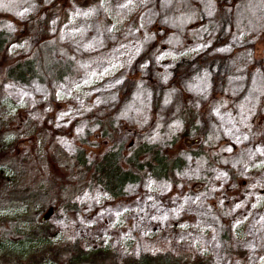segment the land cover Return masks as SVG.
<instances>
[{"label":"trees","instance_id":"1","mask_svg":"<svg viewBox=\"0 0 264 264\" xmlns=\"http://www.w3.org/2000/svg\"><path fill=\"white\" fill-rule=\"evenodd\" d=\"M140 1L123 6L121 0H110L99 19L98 25L105 31L108 27L107 35H119L118 24L126 29L124 35L111 36L113 40L102 37L103 56L121 54L129 36L137 35L127 47L134 58L122 78L121 93L115 100L108 85L101 92L107 104L89 103L59 128L56 119L63 103L55 85L78 74L79 57L61 38L63 26L72 18L69 8L74 4L97 13L104 0H41L23 19L10 17L0 7V88L37 81L48 91L46 98L33 97L32 104L0 94V264H264V216L250 226L246 220L250 217L226 213L216 193L202 201L207 214L177 215L164 227L157 224L158 233L152 225L151 235L145 231L151 228L147 221L138 226L144 230L127 225L131 236L113 233L116 246L110 237L97 241L96 233L86 234L84 227L64 240L58 237L50 220L55 213L65 215L76 227L95 216V201L75 200L81 192L99 190L111 204L128 202L148 181L166 183L171 191L181 186L193 192L192 182L179 177L188 159L225 170L229 179L222 184L223 191H245L231 160L249 141H261L264 96L258 108L263 112L257 110L244 126L246 142L225 138L209 111L217 106L236 116L242 90L253 76L264 94V55L255 56L246 46L192 52L204 40L220 46L232 28L250 20L247 0H210L214 10L210 17L200 8V0ZM260 17L259 34L264 32V0ZM255 42L256 37L252 47ZM92 59L104 62L101 56ZM231 63H237L239 70ZM236 72L242 75L241 90L230 92L228 81ZM192 76L206 79L202 92L187 90L185 81ZM135 94L144 108L141 117L131 111ZM10 203L11 208L4 207ZM199 223L205 224L202 231ZM179 227L197 239L193 249L177 253L165 242ZM247 231L253 236L251 250L237 248L235 240ZM142 232L149 239L156 234L164 237L150 248ZM203 234L214 247L203 244Z\"/></svg>","mask_w":264,"mask_h":264},{"label":"rangeland","instance_id":"2","mask_svg":"<svg viewBox=\"0 0 264 264\" xmlns=\"http://www.w3.org/2000/svg\"><path fill=\"white\" fill-rule=\"evenodd\" d=\"M38 1L0 0V7H2L10 17L12 16L13 18L23 19L37 9L39 5ZM108 1L110 0H104L100 5V9L97 8V13L99 11L98 16H96L97 13L94 9L84 8L74 4L69 8L72 18H70L68 23L63 26L61 38L63 42L69 45L71 52L79 57L76 61L78 74L74 75V78L70 80H65L63 83L59 82L55 85L58 94L57 97L60 102L63 103L56 119V125L58 128L60 125L69 124V122L79 115L81 109L89 103H91V105L92 103H94L93 105L96 103L107 104L103 97L101 98V92L105 91L104 88H107L108 85H111L116 100L124 86V79L122 78L128 68L132 67L134 53L128 54L127 47L134 42L133 39L137 36L136 32H133L129 36V41H125V47L121 54L115 53L116 56H114V54H105V56H103L100 52L103 36L104 38L109 39L111 36L124 35V31H126L122 25L118 24L116 28L120 29L119 35L115 33L107 35L106 31H108V27L105 31L101 25H98L100 20L103 19L102 13L107 6H110L106 3ZM121 1L124 6V4H127L130 0ZM199 3L200 8L208 17L213 15L214 10L210 0H200ZM140 4L141 1L138 6ZM138 6L134 5L136 9ZM246 8L250 20L246 19L247 21L245 20L246 22L244 25L235 27V29L232 28L229 37L223 40L224 42L222 41L223 43H221L220 46L217 43L204 40L201 44L194 45L193 52H196H192V54H197L205 49H215V47V50L221 49L224 51L230 47L246 46L248 51L253 50V55L260 57L263 56L264 32L259 34L256 24L259 23L257 21H260L261 18L263 0H247ZM7 26L8 28H11L10 24ZM228 26H230V24H227L226 27ZM221 30L222 32L227 31L226 29ZM255 37L256 42L252 47V41ZM110 39L113 40V38ZM174 46H177V50L180 49L177 44ZM89 53L90 57H88ZM100 56L101 59H104V62L102 63L99 61L96 62L92 59ZM70 57L72 58V54ZM114 58L118 59L113 61ZM242 61L240 63H242ZM231 66H234L233 68L239 70L237 63H231ZM251 74L253 76L255 75V72L252 71ZM229 79L228 90L230 92L241 90L240 84L242 83V75L237 72L232 73ZM256 79V76H253L252 80H250L243 88L242 100L236 116H232L228 111L217 106H213L209 111L210 115L217 121L224 137L233 142H246L249 136L244 128L245 124L252 120L257 110L263 112L262 109L258 108L260 105V98L261 96H264V94L262 89L255 86ZM185 85L189 92L200 93L206 88L207 82L204 76L199 78L192 76L185 81ZM0 90L2 96L11 98L16 102L24 101L29 104H32L33 97L36 95H41L45 98L48 96L47 87L37 81H32L27 86L7 84L1 87ZM94 95L96 96L93 97ZM106 96H110V94H107ZM112 98L113 97H110V99ZM101 100L103 101L101 102ZM131 101L136 102H131V111L136 112V114L141 117L144 108L141 106V100H139L137 94L134 95ZM127 108L129 109V105ZM19 113L24 112L20 111ZM260 121L262 123L263 120ZM81 129L82 128H78L76 130L80 131ZM60 142L65 148L68 147V144L64 139L60 140ZM261 162H264V134L261 136V141L259 142L252 143V141H249L240 151L238 156L231 160V164L238 171L240 179L244 181L245 191L242 193L237 192L238 194H232V191H223L221 189L222 184L229 179V175L225 170L208 166L204 160L190 161L188 159V164L184 171L179 174V177L192 182V186H195V190L191 193L180 188L181 186L177 190L171 191L168 189L166 183L148 181L143 187L141 193L134 196L128 202L111 204L110 201L107 202L105 195L99 190L91 192L86 191L77 194L75 200L85 204L95 201L98 209L94 217L89 220L81 221L80 226L77 227L71 220L61 213H55L50 220L52 224L56 226L60 240L68 238L70 234H73L79 227H84L83 231L87 232L86 234L90 233L89 235H93L96 233L97 241L102 240L105 237H110L115 240L113 233L123 237L125 234L131 236L127 229V225H130L131 228L138 227L140 226L141 221H147V223L151 225V228L148 227L145 230L146 233L151 235L153 232L152 225H154V229H156L158 233L157 224L160 227H164L168 219L177 215L187 213H190V215L192 213L199 215L207 214L202 205V201L204 202L206 198L216 196L214 195V193H216L219 195L217 199L218 205H220L221 208H224L226 213H234L242 217L248 216L250 218L246 219L247 223L250 226H255L256 220L258 218L259 220H263L262 216H264V165H262ZM9 165H11L10 162ZM258 198H262V201H259ZM15 199L16 196L14 197V200ZM16 201L19 202L20 200L17 199ZM16 201H12V203ZM12 203L5 205L4 207L11 208L12 206L10 205ZM29 213L32 214L31 212ZM30 218L32 219V215ZM199 226H201L202 231L205 224L199 223ZM138 228L144 230L143 225ZM183 232L184 228L179 227L170 237H168L167 240H165L167 245L177 253L188 247L193 249V244L195 243L194 240H197L192 237L191 234ZM146 233L142 232L141 235L144 238H147ZM245 233V237L237 238L235 244L237 248L251 250L253 236L249 231ZM162 237L164 236L156 234L150 239L147 238L148 240L144 243L151 248L155 241L158 239L163 240ZM201 237L204 242L203 244L210 246L208 244L209 237L204 234L201 235ZM116 244L115 240L114 246H116ZM56 245L59 246V244ZM60 245L65 246V243ZM210 247H214V245H211ZM131 251H133V249H131ZM119 253L121 255L126 253V251L124 253V246L120 244Z\"/></svg>","mask_w":264,"mask_h":264}]
</instances>
